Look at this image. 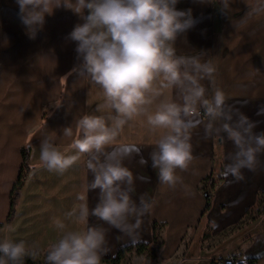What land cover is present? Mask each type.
Masks as SVG:
<instances>
[{
	"label": "crops",
	"instance_id": "0c3cea01",
	"mask_svg": "<svg viewBox=\"0 0 264 264\" xmlns=\"http://www.w3.org/2000/svg\"><path fill=\"white\" fill-rule=\"evenodd\" d=\"M177 7L191 8L196 23L175 40V56L212 63L213 77L200 83L207 98L217 88L224 93L230 119L190 118L193 160L187 170L176 169L181 180L175 187L159 181L151 159L166 130L153 129L146 115L128 121L105 146L101 159L119 157L132 173L131 199L139 206L143 197L151 205L142 216L130 218L139 226L129 236L95 216L83 223L66 215L78 207V195L86 197L90 212L98 203L99 190L87 188L93 179L86 166L88 154L63 174L32 167L46 136L61 152L75 155L70 145L77 137V121L84 115H115L102 109V89L81 73L76 43L66 40L83 20L58 8L33 40L19 19L16 0H0V240L37 246L40 255L33 260L42 264L48 246L63 232L102 227L108 251L101 264L125 247L131 248L121 264H215L230 256L264 264V212L251 216L264 199V149L257 153L254 170L242 169L244 178L237 181L226 169L238 149L222 128L224 123L241 130L250 127L247 135L253 140L264 135V0H180ZM177 96L175 88L167 90L150 113L166 97L182 102ZM65 127L72 128L71 137L63 134ZM23 148H28L31 169L8 221ZM57 220L65 225L63 230L56 227ZM140 244L147 245L141 252Z\"/></svg>",
	"mask_w": 264,
	"mask_h": 264
},
{
	"label": "clouds",
	"instance_id": "9594fccd",
	"mask_svg": "<svg viewBox=\"0 0 264 264\" xmlns=\"http://www.w3.org/2000/svg\"><path fill=\"white\" fill-rule=\"evenodd\" d=\"M16 2L19 19L29 39H36L44 29L46 17L52 16L58 8L63 7L83 20L74 26L66 40L76 43L81 73L102 89L105 98L102 109L115 112L107 119L84 115L77 121V137L70 145L76 150L75 155L61 152L46 136L40 142L39 161L32 167H45L63 174L81 155L88 154L86 166L93 179L87 188L99 190L98 203L90 212L86 197L78 195V207L66 215L83 223H87L89 215L95 216L133 236L139 224L138 221L131 223L130 218L142 216L151 205L143 197L139 206L131 199L132 189L128 186L133 181L132 173L119 157L109 155L101 159L105 146L115 141L128 121L146 115L153 129L166 130L156 141L151 159L153 167L158 169L159 181L175 187L181 180L176 169L187 170L193 160L190 118L198 116L203 109L210 121L230 119L224 110V93L217 88L212 97L207 98L206 89L200 83L213 77L212 63L175 56V40L196 23L192 9H179L180 0ZM173 88L182 102L166 97L150 113L155 101ZM211 128L212 123H209L208 130ZM222 128L238 149L226 173L237 181L242 180V169L255 168L257 153L264 149V135L253 140L247 135L250 127L241 130L239 126L224 123ZM63 134L71 137L72 128L65 127ZM55 223L57 228H65L59 220ZM106 243V230L102 227H89L86 232L65 231L48 246L46 264H101L102 255L108 251ZM39 255L40 250L35 245L7 238L0 240V264H24L25 258L36 259Z\"/></svg>",
	"mask_w": 264,
	"mask_h": 264
},
{
	"label": "trees",
	"instance_id": "16d2710c",
	"mask_svg": "<svg viewBox=\"0 0 264 264\" xmlns=\"http://www.w3.org/2000/svg\"><path fill=\"white\" fill-rule=\"evenodd\" d=\"M22 157H23V163H22V166L20 169V173H19V176H18L16 183L14 184V187H13L12 193H11V209H10V213L8 216V221H10L16 213V206L18 203V199L20 197L21 190L24 186L26 178L28 177V174H29L30 169H31V165L29 162L28 148L22 149ZM208 205L209 204L207 203V205H206L207 208H208ZM154 237H155V231H154ZM146 247H147V245L140 244L137 246V249L139 252H141ZM130 248L131 247L121 248L114 258H107V259H104L103 261L106 262L107 264H121L122 259L125 256V253L128 250H130ZM155 249H156L155 244H152V246H151V255L152 256L155 254ZM24 264H39V263L36 262L35 260H33L32 258H25ZM42 264H46V259Z\"/></svg>",
	"mask_w": 264,
	"mask_h": 264
},
{
	"label": "built area",
	"instance_id": "2783aa9c",
	"mask_svg": "<svg viewBox=\"0 0 264 264\" xmlns=\"http://www.w3.org/2000/svg\"><path fill=\"white\" fill-rule=\"evenodd\" d=\"M199 115L202 117H207V114L204 112L203 109H200ZM211 195L210 190H206L204 192V196L209 198ZM215 264H258L256 260H249L242 257L230 256L226 258H219L214 261Z\"/></svg>",
	"mask_w": 264,
	"mask_h": 264
},
{
	"label": "rangeland",
	"instance_id": "374dc122",
	"mask_svg": "<svg viewBox=\"0 0 264 264\" xmlns=\"http://www.w3.org/2000/svg\"><path fill=\"white\" fill-rule=\"evenodd\" d=\"M263 212H264V199L260 201L259 208L255 209V211H253L251 216L253 218L254 216H258L259 214Z\"/></svg>",
	"mask_w": 264,
	"mask_h": 264
}]
</instances>
